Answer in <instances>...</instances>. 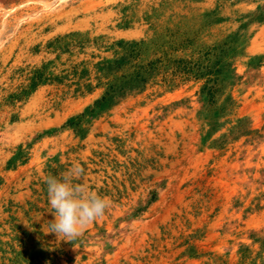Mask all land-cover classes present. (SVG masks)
<instances>
[{
  "label": "rangeland",
  "instance_id": "374dc122",
  "mask_svg": "<svg viewBox=\"0 0 264 264\" xmlns=\"http://www.w3.org/2000/svg\"><path fill=\"white\" fill-rule=\"evenodd\" d=\"M0 264H264V0H0Z\"/></svg>",
  "mask_w": 264,
  "mask_h": 264
},
{
  "label": "clouds",
  "instance_id": "9594fccd",
  "mask_svg": "<svg viewBox=\"0 0 264 264\" xmlns=\"http://www.w3.org/2000/svg\"><path fill=\"white\" fill-rule=\"evenodd\" d=\"M84 174L85 169L79 163H74L59 177H44L50 213L54 217L47 224V233H55L59 239L73 241L90 224L105 216L110 202L82 182Z\"/></svg>",
  "mask_w": 264,
  "mask_h": 264
},
{
  "label": "bare ground",
  "instance_id": "6f19581e",
  "mask_svg": "<svg viewBox=\"0 0 264 264\" xmlns=\"http://www.w3.org/2000/svg\"><path fill=\"white\" fill-rule=\"evenodd\" d=\"M65 1V0H64ZM59 3V2H58ZM49 9H51V5L50 4H48V5H43V7H42V10H49Z\"/></svg>",
  "mask_w": 264,
  "mask_h": 264
}]
</instances>
